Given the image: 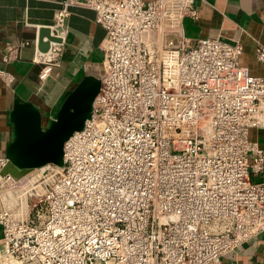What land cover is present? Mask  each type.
I'll return each instance as SVG.
<instances>
[{
  "label": "built area",
  "instance_id": "obj_1",
  "mask_svg": "<svg viewBox=\"0 0 264 264\" xmlns=\"http://www.w3.org/2000/svg\"><path fill=\"white\" fill-rule=\"evenodd\" d=\"M196 1L60 2L40 79L85 7L106 31L101 87L62 166L14 177L0 158V264H222L264 234V77L239 42L183 36Z\"/></svg>",
  "mask_w": 264,
  "mask_h": 264
},
{
  "label": "crops",
  "instance_id": "obj_2",
  "mask_svg": "<svg viewBox=\"0 0 264 264\" xmlns=\"http://www.w3.org/2000/svg\"><path fill=\"white\" fill-rule=\"evenodd\" d=\"M62 1L0 0V69L12 79L0 80V158L12 136L10 112L17 99L35 105L46 122L53 117L58 99L65 92L85 75L99 77L102 73L106 31L96 23L93 10L74 7L60 65L54 67L48 79H40L41 66L34 62L39 31L53 25ZM194 8L196 17H187L183 24V36L189 42L217 37L239 42L243 46L240 65L252 76L264 77V60L258 57V50L264 48V0H197ZM11 52L13 59L4 62ZM253 137L264 149V128L256 129ZM254 180L264 181V175ZM233 262L264 264V234L222 259V264Z\"/></svg>",
  "mask_w": 264,
  "mask_h": 264
},
{
  "label": "water",
  "instance_id": "obj_3",
  "mask_svg": "<svg viewBox=\"0 0 264 264\" xmlns=\"http://www.w3.org/2000/svg\"><path fill=\"white\" fill-rule=\"evenodd\" d=\"M51 41L59 40L51 36L49 27L40 29L39 51L46 53ZM100 87L99 77L85 75L58 99L53 117L46 122L35 105L17 99L10 112L12 136L3 173L18 177L48 165L62 166L64 144L91 117Z\"/></svg>",
  "mask_w": 264,
  "mask_h": 264
}]
</instances>
